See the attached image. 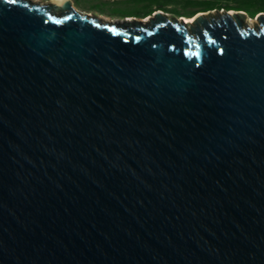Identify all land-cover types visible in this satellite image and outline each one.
<instances>
[{"label": "water", "instance_id": "1", "mask_svg": "<svg viewBox=\"0 0 264 264\" xmlns=\"http://www.w3.org/2000/svg\"><path fill=\"white\" fill-rule=\"evenodd\" d=\"M167 16L0 0V264H264V13Z\"/></svg>", "mask_w": 264, "mask_h": 264}, {"label": "trees", "instance_id": "2", "mask_svg": "<svg viewBox=\"0 0 264 264\" xmlns=\"http://www.w3.org/2000/svg\"><path fill=\"white\" fill-rule=\"evenodd\" d=\"M95 1V0H94ZM98 1V0H97ZM125 7L126 12H114L121 18L135 17L144 19L157 10L173 14L175 17L190 18L197 13L211 10L245 11L247 16L255 18L264 13V0H99Z\"/></svg>", "mask_w": 264, "mask_h": 264}, {"label": "rangeland", "instance_id": "3", "mask_svg": "<svg viewBox=\"0 0 264 264\" xmlns=\"http://www.w3.org/2000/svg\"><path fill=\"white\" fill-rule=\"evenodd\" d=\"M34 2H40L42 4H50L51 0H32ZM73 7L85 14L88 15H92V16H96L98 18H100L103 21H112V22H120L121 17H117L114 15V12H119V10H122V12H126L125 7L123 6H117V4H113V3H104L101 1H97V0H71ZM57 13H60V11H57ZM217 14V12H214V15ZM167 17L170 20L174 19V15L173 14H168L167 13ZM145 19H149L148 21H150V18L146 17ZM137 20H140L139 18H137ZM245 23H247V25L251 28H257L260 26V22L259 20H256L255 18H246L245 19Z\"/></svg>", "mask_w": 264, "mask_h": 264}, {"label": "bare ground", "instance_id": "4", "mask_svg": "<svg viewBox=\"0 0 264 264\" xmlns=\"http://www.w3.org/2000/svg\"><path fill=\"white\" fill-rule=\"evenodd\" d=\"M55 1V3L57 4V5H59V6H61V5H63V3L66 1V0H54ZM193 20V18H185V21H192Z\"/></svg>", "mask_w": 264, "mask_h": 264}]
</instances>
